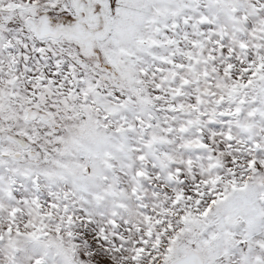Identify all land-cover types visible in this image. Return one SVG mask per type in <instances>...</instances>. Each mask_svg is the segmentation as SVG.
<instances>
[{"label": "snow or ice", "instance_id": "snow-or-ice-1", "mask_svg": "<svg viewBox=\"0 0 264 264\" xmlns=\"http://www.w3.org/2000/svg\"><path fill=\"white\" fill-rule=\"evenodd\" d=\"M0 264H264V0H0Z\"/></svg>", "mask_w": 264, "mask_h": 264}]
</instances>
